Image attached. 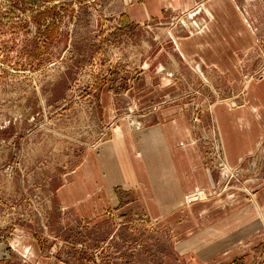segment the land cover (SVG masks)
<instances>
[{
	"label": "rangeland",
	"instance_id": "374dc122",
	"mask_svg": "<svg viewBox=\"0 0 264 264\" xmlns=\"http://www.w3.org/2000/svg\"><path fill=\"white\" fill-rule=\"evenodd\" d=\"M202 2L153 15L147 0H0V264H215V251L234 245L247 252L220 264H264V126L235 163L221 125L206 115L209 104L215 115L220 103L233 112L251 106L250 86H263L264 0H234L257 38L238 53L235 87L211 71L194 81L196 68L181 57L175 35L210 22ZM149 70L183 83L189 75L185 96L201 100L191 118L211 189L187 190L173 206L133 204L141 189L107 187L95 156L124 120L147 119L169 99L147 96ZM210 201L216 214L235 216V233L226 219L218 229L211 211L190 209ZM244 217L250 228H241Z\"/></svg>",
	"mask_w": 264,
	"mask_h": 264
},
{
	"label": "crops",
	"instance_id": "0c3cea01",
	"mask_svg": "<svg viewBox=\"0 0 264 264\" xmlns=\"http://www.w3.org/2000/svg\"><path fill=\"white\" fill-rule=\"evenodd\" d=\"M202 1L211 15L210 22L196 32L175 35L181 57L184 63L196 68L193 73L198 76L194 81L198 80L200 75L209 80L206 71H211V77L222 75L228 78L229 83L235 87L243 75L239 66L241 61H239L240 54L238 53L248 50L257 42L254 26L234 0ZM147 2L148 13L153 15L163 14V9L169 4L183 9L196 4V0H147ZM131 8L135 17H144L147 13L140 5ZM179 65L175 69H168L169 72H178ZM174 73L169 76H173ZM175 75L178 76V74ZM180 75L183 76L182 73ZM143 76L146 78L145 83L149 85L150 92L147 96L156 99L153 103L157 101L159 94L169 99L161 106H154L155 111L146 115L147 119H138L132 124L131 120L130 122L124 120L116 130L120 129L121 132L117 133L115 140L108 141L95 156L100 158V171L107 187L125 185L124 187L129 189L137 185L141 189L143 199L133 204L165 207L182 204L187 190L211 189L208 171L204 166L198 141L195 140L193 133L196 126L191 118L195 106L201 104V100L195 95L185 96L189 91L187 82L193 80L187 74L184 75L185 83L173 81L172 77L166 75V71L149 70ZM140 81L139 79L131 87L133 107H139L142 101L137 95V91L144 87ZM194 84L199 85L200 83ZM254 85L250 86L251 93L253 90L254 94L251 106H243L240 111L233 112L225 103H220L215 106L217 107L215 115L213 110L209 111L213 104H209L211 108L206 114L211 116V119H217L221 125L227 156L235 163L246 147H254L260 139L264 126V80L263 86ZM109 103L110 101L107 105ZM201 106L208 109L206 105ZM240 120L247 122L245 128H240L238 125ZM247 138L250 142L255 139L252 146L246 141ZM139 149L144 152L143 155L139 153ZM90 167L92 168L93 164H90ZM95 170H97L96 166ZM178 170L182 174V181H180ZM160 188L163 196L158 191ZM106 198L109 199V197ZM215 201H210L211 205L196 204L190 209L202 212V214L211 211V218L215 222L218 221V229H220V220L226 219L225 227L228 228V232L237 230L235 216L216 214ZM243 219L247 222L240 225L241 228H250L251 219L245 217ZM251 233L247 231L245 235L251 236ZM215 252H217L215 264H220L221 260L226 257L227 261L240 258L239 256L245 254L247 250L244 246L242 248L234 245L233 248L227 246V249L222 248Z\"/></svg>",
	"mask_w": 264,
	"mask_h": 264
},
{
	"label": "bare ground",
	"instance_id": "6f19581e",
	"mask_svg": "<svg viewBox=\"0 0 264 264\" xmlns=\"http://www.w3.org/2000/svg\"><path fill=\"white\" fill-rule=\"evenodd\" d=\"M242 119V118H241ZM118 132H121V130L119 129L118 130ZM227 165V164H226ZM226 170H228V169H226ZM229 175V174H228ZM228 177H230V176H228ZM206 220V219H205ZM234 233L236 232L235 230H232ZM220 232V230H217V233H219ZM230 241H232V240H230Z\"/></svg>",
	"mask_w": 264,
	"mask_h": 264
}]
</instances>
